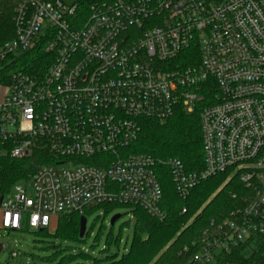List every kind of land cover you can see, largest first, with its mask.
<instances>
[{
	"label": "built area",
	"instance_id": "2783aa9c",
	"mask_svg": "<svg viewBox=\"0 0 264 264\" xmlns=\"http://www.w3.org/2000/svg\"><path fill=\"white\" fill-rule=\"evenodd\" d=\"M85 13L64 0L13 11V38L0 47V157L45 158L2 197L0 232H38L103 204L162 221L160 165L182 202L225 173L252 194L199 264L264 236V0H90ZM32 52L39 66L18 68ZM197 107L199 173L131 152L143 121Z\"/></svg>",
	"mask_w": 264,
	"mask_h": 264
},
{
	"label": "trees",
	"instance_id": "16d2710c",
	"mask_svg": "<svg viewBox=\"0 0 264 264\" xmlns=\"http://www.w3.org/2000/svg\"><path fill=\"white\" fill-rule=\"evenodd\" d=\"M20 1L0 0V45L13 38L12 9ZM75 4L77 12L82 7L87 17L90 0H77ZM34 55L32 52L19 57L17 67L39 66L38 60H33ZM5 71L2 69L0 74ZM200 108L197 107L191 115L177 110L164 122L143 121L141 132L131 145V152L159 162L178 160L188 173H199L203 169ZM44 158L42 152H35L31 158L22 160L0 157V198L9 195L7 193L17 185L25 186ZM155 172L162 190L160 209L165 215L164 220L151 218L140 208L131 209L135 220L132 243L126 255L120 256L117 252L106 259L108 264H199L195 257L206 249L212 236L219 233L220 226L230 219L232 213L242 209L245 200L252 195L239 178L232 177L226 181L225 173L198 185L191 191L188 200L182 202L175 193L168 169L158 165ZM117 207L122 208L116 204H103L86 210L83 216H60L51 221L48 229L33 233L78 243L88 234L85 232L83 238H79L81 217L99 209H104L105 215ZM183 207L186 208L184 214ZM114 241L117 244L119 238ZM45 250L53 254L45 260L49 264H78V255L65 262L64 257L69 251L54 243H49ZM212 264H264V236L253 234L228 251L216 253Z\"/></svg>",
	"mask_w": 264,
	"mask_h": 264
},
{
	"label": "rangeland",
	"instance_id": "374dc122",
	"mask_svg": "<svg viewBox=\"0 0 264 264\" xmlns=\"http://www.w3.org/2000/svg\"><path fill=\"white\" fill-rule=\"evenodd\" d=\"M76 2L77 0H64L67 6H71ZM16 6L17 4L12 9L11 18H13V11ZM6 42L8 41L4 43ZM230 178L232 177L226 176V181ZM103 214L104 209H99L91 215L84 216L88 234L78 243L46 238L30 233L26 228L25 230L11 233L1 231L0 245H3L5 249L0 251V264H49V262L45 261L47 257L53 256L51 251L45 250L49 243H54L63 250L69 251L64 257L65 262H68L71 256L78 255L76 258L78 264H93V262L108 264L106 259L116 255L117 252L120 256L127 254L133 239L135 220L133 213L125 207H117L111 212ZM115 216H119V218L111 225V219ZM109 233H111L110 236ZM116 238H119L117 244L114 241ZM11 253H18L19 256L11 258ZM73 263L71 262L70 264Z\"/></svg>",
	"mask_w": 264,
	"mask_h": 264
},
{
	"label": "water",
	"instance_id": "95a60500",
	"mask_svg": "<svg viewBox=\"0 0 264 264\" xmlns=\"http://www.w3.org/2000/svg\"><path fill=\"white\" fill-rule=\"evenodd\" d=\"M0 201H2V198H0ZM119 218V216H115L111 219L110 224L112 225L114 223L115 220H117ZM86 232V219L84 217L80 218V222H79V238H83L84 234ZM4 249L3 245H0V251Z\"/></svg>",
	"mask_w": 264,
	"mask_h": 264
},
{
	"label": "crops",
	"instance_id": "0c3cea01",
	"mask_svg": "<svg viewBox=\"0 0 264 264\" xmlns=\"http://www.w3.org/2000/svg\"><path fill=\"white\" fill-rule=\"evenodd\" d=\"M2 250H4V249H2ZM2 250H1V251H2Z\"/></svg>",
	"mask_w": 264,
	"mask_h": 264
}]
</instances>
